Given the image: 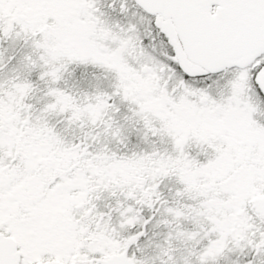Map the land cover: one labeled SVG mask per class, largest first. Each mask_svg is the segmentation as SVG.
Here are the masks:
<instances>
[{
	"label": "snow or ice",
	"instance_id": "6c2138e0",
	"mask_svg": "<svg viewBox=\"0 0 264 264\" xmlns=\"http://www.w3.org/2000/svg\"><path fill=\"white\" fill-rule=\"evenodd\" d=\"M0 264H264V0H0Z\"/></svg>",
	"mask_w": 264,
	"mask_h": 264
}]
</instances>
